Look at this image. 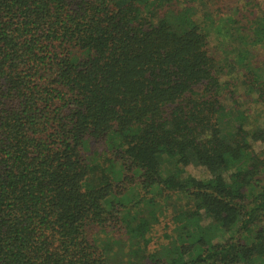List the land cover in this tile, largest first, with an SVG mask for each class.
Here are the masks:
<instances>
[{
  "label": "trees",
  "instance_id": "1",
  "mask_svg": "<svg viewBox=\"0 0 264 264\" xmlns=\"http://www.w3.org/2000/svg\"><path fill=\"white\" fill-rule=\"evenodd\" d=\"M258 47L260 0H0V264H264Z\"/></svg>",
  "mask_w": 264,
  "mask_h": 264
},
{
  "label": "rangeland",
  "instance_id": "2",
  "mask_svg": "<svg viewBox=\"0 0 264 264\" xmlns=\"http://www.w3.org/2000/svg\"><path fill=\"white\" fill-rule=\"evenodd\" d=\"M264 2V0H260V2ZM264 48L263 47H258L256 49H254L255 52V56L253 57V61L256 62V65H258L259 62L264 61V58H261V53H263ZM260 107L261 105H254L255 109H258L257 111H260ZM264 107V106H263ZM167 161L165 158L163 160ZM166 215V213H163ZM169 215V214H168ZM167 215V217H168ZM166 216H161L160 220L155 223L156 227L154 228L153 232L151 233L153 239H156V242H159L160 240L164 241L167 240L166 234L169 233L170 231V224L167 222L168 218ZM161 222V223H160ZM163 237L165 238L163 240Z\"/></svg>",
  "mask_w": 264,
  "mask_h": 264
}]
</instances>
